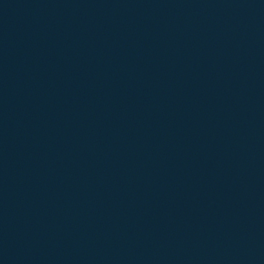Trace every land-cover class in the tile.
<instances>
[{
  "label": "water",
  "instance_id": "1",
  "mask_svg": "<svg viewBox=\"0 0 264 264\" xmlns=\"http://www.w3.org/2000/svg\"><path fill=\"white\" fill-rule=\"evenodd\" d=\"M0 264H264V0H0Z\"/></svg>",
  "mask_w": 264,
  "mask_h": 264
}]
</instances>
